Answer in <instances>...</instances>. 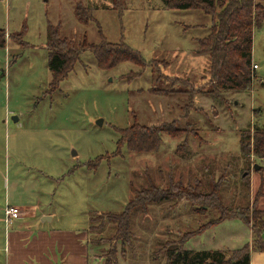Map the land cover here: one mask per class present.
Wrapping results in <instances>:
<instances>
[{
    "label": "rangeland",
    "instance_id": "1",
    "mask_svg": "<svg viewBox=\"0 0 264 264\" xmlns=\"http://www.w3.org/2000/svg\"><path fill=\"white\" fill-rule=\"evenodd\" d=\"M77 4L92 21L76 18ZM211 21L198 9H170L163 0H0L6 33L0 46V264H8L4 236L15 224L4 221L3 210L13 204L39 205L22 219L25 227L84 232L91 217L121 211L136 190L151 184L197 193L216 182L218 200L230 213L264 214V160L239 153L241 132L264 121V20L253 27L251 88L227 92L222 101L208 95V55L196 51V39L209 33ZM48 23L76 46L123 41L143 63L121 61L105 69L84 50L52 83ZM189 105L195 109L184 115ZM165 122L179 134L162 133L157 150L117 143L129 124ZM200 201L191 206L178 197L150 203L147 214L133 211L131 240L88 247L87 264H106L100 255L110 254L112 245L109 264H166L165 242L191 232L187 248L228 256L249 243L251 264H264V250L252 246L250 223L236 219L237 213L222 220L219 210ZM47 213L54 217L43 220ZM108 226L89 233L112 235Z\"/></svg>",
    "mask_w": 264,
    "mask_h": 264
},
{
    "label": "trees",
    "instance_id": "2",
    "mask_svg": "<svg viewBox=\"0 0 264 264\" xmlns=\"http://www.w3.org/2000/svg\"><path fill=\"white\" fill-rule=\"evenodd\" d=\"M163 2L170 9H198L211 17L209 33L196 39V51L208 55V73L213 84L207 92L212 99L222 101L223 94L227 92L242 93L251 88L253 80L256 78L255 70L251 69L253 27L264 20V0H163ZM74 7L73 12L75 10L74 14L79 21L87 24L93 20L80 4ZM5 34L4 28L0 27V46L5 45ZM46 48L48 50L47 66L52 74V83L55 80H62L67 75L84 50L91 51L97 65L105 69L111 68L121 61L130 60L143 63L140 55L123 41L111 43L101 40L93 43L82 40L76 46L73 45L71 39L60 35L59 26L50 23L47 26ZM190 109L195 108L193 105H189L184 111V115H187ZM251 127L253 129L251 133L241 132L239 138L240 156L245 158L255 156L264 160V123H255ZM164 132L172 136L179 134V131L170 122L157 126L129 124L120 132L117 143H125L130 150H157L162 143L161 134ZM241 176L243 179L246 175L241 174ZM196 183L198 190L201 182L196 181ZM219 185L214 182L209 191H198L197 193L193 190L189 193L174 192L154 184L136 190L121 211L107 212L103 216L96 215L90 218L92 225L86 231L87 248H97L110 241L124 243L131 240L133 211L139 209L143 211V214H147L150 203H160L182 197L189 201L191 206H194L200 199V203L207 205L206 208L219 210L223 217L222 220L228 217L236 218L234 215L237 213L236 219L244 224L250 223L252 246L264 250V214L259 210H253V216L250 214L251 217H249L248 213L240 212L238 209L230 213L232 209L224 207L225 205L218 200ZM246 187H248V183H246ZM100 218H104L107 222H101ZM220 221L218 219V222ZM106 223L109 224L108 228L113 232L112 235L97 236L89 233L97 229H104ZM190 234L193 235V232ZM190 237L185 240L179 237L165 242L163 254L166 264H250L249 243L233 250L227 256L226 252L220 249L185 247V242ZM109 251L110 254L100 255V258H105L106 264L110 263L111 256L116 251L115 246L112 245Z\"/></svg>",
    "mask_w": 264,
    "mask_h": 264
},
{
    "label": "crops",
    "instance_id": "3",
    "mask_svg": "<svg viewBox=\"0 0 264 264\" xmlns=\"http://www.w3.org/2000/svg\"><path fill=\"white\" fill-rule=\"evenodd\" d=\"M9 206L18 207L15 204ZM38 208L39 205L36 203L25 208H19L22 210L15 219L14 227L9 229L4 236L5 244L10 252L7 256V263L87 264V235L85 230L84 232H77L73 229L23 226L22 219L24 216ZM29 209L32 210L28 213ZM53 217L54 213H47L43 214L42 219H52Z\"/></svg>",
    "mask_w": 264,
    "mask_h": 264
},
{
    "label": "built area",
    "instance_id": "4",
    "mask_svg": "<svg viewBox=\"0 0 264 264\" xmlns=\"http://www.w3.org/2000/svg\"><path fill=\"white\" fill-rule=\"evenodd\" d=\"M253 67L256 69L257 64L254 63ZM3 212H4V221L10 223L18 217V215L20 214V209L15 206L8 205L4 208Z\"/></svg>",
    "mask_w": 264,
    "mask_h": 264
},
{
    "label": "water",
    "instance_id": "5",
    "mask_svg": "<svg viewBox=\"0 0 264 264\" xmlns=\"http://www.w3.org/2000/svg\"><path fill=\"white\" fill-rule=\"evenodd\" d=\"M101 122H102V119H99V120L97 121V123H99V124H101ZM253 168H254V169H259V165H258L257 163H255V164L253 165Z\"/></svg>",
    "mask_w": 264,
    "mask_h": 264
}]
</instances>
